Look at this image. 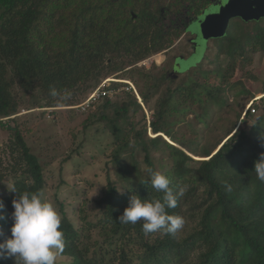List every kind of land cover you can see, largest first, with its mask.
Segmentation results:
<instances>
[{"label":"trees","instance_id":"1","mask_svg":"<svg viewBox=\"0 0 264 264\" xmlns=\"http://www.w3.org/2000/svg\"><path fill=\"white\" fill-rule=\"evenodd\" d=\"M152 29L94 0H0V130L11 136L0 156L1 201L8 217L0 225V242L11 237L12 200L24 192L43 193L46 186L40 159L16 123L21 109L81 104L110 76L169 49L172 41L154 39ZM235 30L216 56L228 59L224 72L217 68L225 85L239 60L245 68L250 55L264 52V19L238 20ZM195 70L181 75L175 86L165 74L136 71L117 78L133 83L151 119L124 83H112L122 91L90 112L84 129L100 125L111 135L114 178L110 171L95 200L99 212L94 221L80 217L78 227L65 215L61 219L65 247L59 255L70 264H264V182L254 171L264 152V97L257 108L263 107V114L254 123L248 111V121L244 118L238 128L235 123L222 135L205 132L212 113L229 104L235 86L211 87L209 76L201 72L202 78L194 77ZM52 88L69 99L58 103ZM20 92L29 100L21 99ZM176 126L186 130L175 133ZM149 170L166 175L174 194L186 188L177 206L167 209L185 220L174 235H146L142 222L118 220L133 195L163 200L164 193L151 186ZM0 264H15L14 257L6 255Z\"/></svg>","mask_w":264,"mask_h":264},{"label":"rangeland","instance_id":"2","mask_svg":"<svg viewBox=\"0 0 264 264\" xmlns=\"http://www.w3.org/2000/svg\"><path fill=\"white\" fill-rule=\"evenodd\" d=\"M237 23L238 20L236 19L230 22L227 35L230 32H236ZM222 41L223 39L207 41L204 48L199 51V54L192 61L184 64L182 69V71H186L198 67L199 70L193 72L194 77L202 78L201 72L204 75H208V84L211 87L220 86L223 88L224 86H230V84L235 86L229 91L231 97L229 104L221 109H216L212 113V118L208 120L209 126L205 129V132L210 129L220 135L227 130H231L235 123H238V128L244 118H247L244 121L247 122L249 118L248 111L251 110L248 109L256 101L257 111L255 114L251 113L249 121L253 123L257 121L263 114V107L259 108V110L257 108L259 104L261 106L260 99L264 97V52L258 50L250 55L248 57L249 62L246 63L245 68H240L239 65L244 62L243 59L239 60L236 63L235 71L230 73L228 83L226 85L221 84V81L217 78V68L221 66V70L224 72L228 65L226 56L220 57L219 61L216 59ZM175 45V42L170 43V54L179 55L185 52L181 43ZM153 57L128 67L123 73L110 76L108 82L128 83L129 81H122L117 78H127L131 72L136 71L164 75L167 70L166 67L171 65L170 63H162L167 56L159 54ZM215 60L218 62L216 63ZM143 62H146V65H142ZM166 79L172 86H175L177 81L183 80L182 76L174 80L170 79V77ZM235 83H242V85L239 86ZM243 88L249 94L243 93ZM122 89H117L119 90L118 93ZM135 96L137 95L135 94ZM19 97L25 101L29 100L28 96L23 95L22 92L19 93ZM85 100L81 104L74 106V109H71L72 107L44 110L37 108L33 110L21 109L16 120L31 152L40 159L43 167L46 180V186L43 191L44 197L53 204L61 219L65 215L78 227L82 223L80 217L86 216L89 221L96 219L95 216L98 214L99 209L95 204V200L99 198L102 191L106 188L110 171L114 178L110 157L113 151L111 135L104 131L100 125L89 127L87 130L84 129V122L89 118L90 112L102 100L87 108L86 111L81 108L76 109ZM141 105L146 113L143 103ZM43 113H45L44 117ZM146 115L147 119H151V114L146 113ZM221 129L222 132H220ZM185 130V126H176L174 132L183 134ZM159 135L163 136L169 143L174 144L165 135ZM149 136L155 137L150 131ZM10 138L11 136L8 132L0 130V156L3 155V149L9 143ZM196 159L204 160L205 158L197 157ZM6 186H9V184H6ZM4 194V191L0 190V201ZM0 212L5 217L0 220V225H2L8 217L4 209L0 210ZM223 228L227 229L228 225H223ZM98 237V234L95 235L96 241ZM93 242L94 235H92L91 243ZM70 262L67 257L57 256L56 264H70Z\"/></svg>","mask_w":264,"mask_h":264},{"label":"clouds","instance_id":"3","mask_svg":"<svg viewBox=\"0 0 264 264\" xmlns=\"http://www.w3.org/2000/svg\"><path fill=\"white\" fill-rule=\"evenodd\" d=\"M119 83L128 85L125 82ZM50 95L58 98V103L69 99L55 88L50 90ZM136 95L140 99L139 95ZM254 171L257 179L264 182V152L260 153L255 162ZM149 177L152 188L156 192L164 193L163 200L148 201L133 195L118 220L124 224L142 222V230L146 235L157 231L174 235L184 227L185 220L181 216L168 214L167 209L177 206V197H182L186 188H180L174 194L166 175L149 170ZM226 188L231 191V186L227 183ZM11 190L15 191V188ZM12 206L14 211L11 213V237L0 242V259L7 255L14 257L15 264H56L57 256L63 252L65 242L63 231L60 230L61 216L53 204L43 193L24 192L12 200ZM4 207L3 201H0V210ZM4 218L0 212V220Z\"/></svg>","mask_w":264,"mask_h":264},{"label":"flooded vegetation","instance_id":"4","mask_svg":"<svg viewBox=\"0 0 264 264\" xmlns=\"http://www.w3.org/2000/svg\"><path fill=\"white\" fill-rule=\"evenodd\" d=\"M94 4L123 10L125 18L138 22V25L149 24L153 28L154 39L158 41L171 40L176 45L181 43L184 53L170 54L171 47L159 53L167 56L162 63L171 64L166 67L165 76L168 78H178L189 71H182L184 64L192 61L202 50V43L200 45L199 36L195 32L200 30L206 17L212 14L214 5H224L221 0H94ZM228 30L229 27L227 33ZM225 37L212 38L209 42Z\"/></svg>","mask_w":264,"mask_h":264},{"label":"water","instance_id":"5","mask_svg":"<svg viewBox=\"0 0 264 264\" xmlns=\"http://www.w3.org/2000/svg\"><path fill=\"white\" fill-rule=\"evenodd\" d=\"M221 2L224 5H214L212 14L206 17L200 30L195 32L199 36L200 45L202 43V49L209 39L225 37L232 19L240 18L245 23L264 19V0H221ZM139 102L142 103L140 99Z\"/></svg>","mask_w":264,"mask_h":264},{"label":"built area","instance_id":"6","mask_svg":"<svg viewBox=\"0 0 264 264\" xmlns=\"http://www.w3.org/2000/svg\"><path fill=\"white\" fill-rule=\"evenodd\" d=\"M157 63V62H156ZM142 65H146V62H143ZM109 79L104 80L101 85L94 91L92 92L85 102L78 106L76 109L81 108L83 111H86L87 108H90L92 105L100 102L103 99H112L114 98L117 94L118 91L117 89L112 88V82H108ZM129 87L126 88L127 91H132L134 94H138L135 86L133 83L128 82ZM75 107H72L71 109H74ZM251 109V110H250ZM251 113L255 114L256 113V108L253 106V104L249 107Z\"/></svg>","mask_w":264,"mask_h":264}]
</instances>
